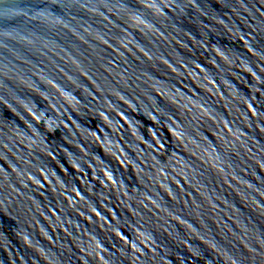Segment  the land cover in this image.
Listing matches in <instances>:
<instances>
[{
	"label": "water",
	"instance_id": "obj_1",
	"mask_svg": "<svg viewBox=\"0 0 264 264\" xmlns=\"http://www.w3.org/2000/svg\"><path fill=\"white\" fill-rule=\"evenodd\" d=\"M0 264H264V0H0Z\"/></svg>",
	"mask_w": 264,
	"mask_h": 264
}]
</instances>
